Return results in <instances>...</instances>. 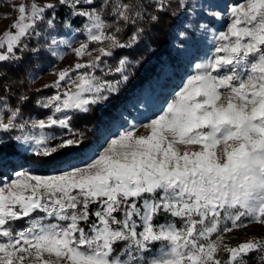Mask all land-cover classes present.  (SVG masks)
I'll return each mask as SVG.
<instances>
[{"label":"snow or ice","instance_id":"1","mask_svg":"<svg viewBox=\"0 0 264 264\" xmlns=\"http://www.w3.org/2000/svg\"><path fill=\"white\" fill-rule=\"evenodd\" d=\"M14 10L16 20L0 36V78L4 64L41 51L39 43L29 48L32 39H50L46 49L60 58L56 48H71L70 40L56 39L61 31L85 36L71 49L77 58L91 55L90 44L98 55L44 86L57 91L35 102L51 112L32 121L38 135L18 122L29 97L19 95L12 106L9 86L0 95V133L20 130L11 139L55 168L46 176L14 170L0 186V264H249L253 253L264 264V240L224 243L226 233L264 225V0L228 5L226 29L208 37L213 49L194 57L173 98L159 108L141 101L143 111L159 114L143 124L129 121L98 154H89L83 133L72 129L71 114L106 107L133 64L120 58L104 73L119 79L108 80L95 75L102 58L137 47L161 15L187 21L176 34L183 50L222 12L211 0H33ZM75 19L80 26L73 27ZM140 127L147 134L137 135ZM9 146L0 137V169L12 162L14 154L4 155ZM49 217L57 222H44ZM21 220L27 226L15 228Z\"/></svg>","mask_w":264,"mask_h":264},{"label":"trees","instance_id":"2","mask_svg":"<svg viewBox=\"0 0 264 264\" xmlns=\"http://www.w3.org/2000/svg\"><path fill=\"white\" fill-rule=\"evenodd\" d=\"M191 1L188 0L190 3ZM171 11L169 9V12ZM65 12V9H61L60 15L63 16ZM182 18L183 16L177 18L172 15H161L160 22L151 27L147 37L137 47L132 50H115L112 57L102 58L106 63L102 64L101 69L96 71L98 76L104 75L108 71L109 66L115 67L118 60L124 56H127L133 64L128 69L129 81L121 88L118 95L111 97L106 107H103L100 111L93 108L87 114H71L72 129L83 133L84 144L88 146L90 151L98 145L105 129L116 117L122 114L124 109H128L127 103L137 90L145 86L149 93L154 95V91L157 89L155 95L162 97L167 93L170 86L174 84V78L180 74L185 58V56H180L181 50H177L176 35L174 33V26ZM81 23L80 19L73 21V25H80ZM145 27L147 28L148 25H145ZM126 38V36L123 37V39ZM37 43L41 47V51L38 54L27 51L23 54L19 63L4 64L2 66L5 75L0 78V95H5L4 88L9 86L12 90L11 94H9V102L12 106H16L19 95L23 94L29 97L27 103L21 106L22 116L18 122H24L31 116L43 117L50 113L49 109L39 107L35 102L37 99L47 97L55 89L45 88L46 84H38L35 79H30L31 75L42 72L48 61L52 60V52L45 47V45H50V39L46 41L43 36L38 38V40L32 39L29 42V48L36 47ZM90 45L97 47L95 44ZM137 60H139V64L135 65ZM104 78L114 80L119 79V76L118 74H109L104 75ZM57 131L60 130L57 129ZM19 132L20 130H13L6 134L0 133L4 140L9 141L10 145L5 150L4 155L8 157L10 153L14 154L11 156L12 162L6 160V168L20 164L29 165V167L40 173L54 172L55 168L52 164L42 163L43 158L37 157L32 150H21L17 143L11 139ZM1 171L2 169H0V173ZM170 219V217H160V221ZM177 221H175L177 225H180ZM26 225L27 223L21 220L14 227L20 229L26 227ZM120 247L121 245L117 246V251H119ZM254 257L255 253L249 258V264H256Z\"/></svg>","mask_w":264,"mask_h":264},{"label":"rangeland","instance_id":"3","mask_svg":"<svg viewBox=\"0 0 264 264\" xmlns=\"http://www.w3.org/2000/svg\"><path fill=\"white\" fill-rule=\"evenodd\" d=\"M38 4H43L48 2V0H35ZM193 2V0L191 1ZM214 10H219L222 12V19L221 20H215L212 18V22L209 24V30L207 33L200 34L197 33L195 37L190 39L188 41V47L181 50L180 56L184 57L183 61V68L180 71V74L174 78V84L170 86V88L167 90V93H165L162 97L155 95L157 93V89L154 91V95L150 94L149 91L146 89V87H142L139 90L136 91L135 95H133L130 100L128 101V109H124L122 111V114H120L116 119L105 129L104 133L102 134V137L100 141L98 142V145L95 147L94 150L95 153H99L103 150L104 147L107 146V141L113 138L114 135H118L119 131L123 127H127V123L129 121L136 122L138 124L147 123L149 117H153L159 113L154 111L145 112L143 109L139 107L140 102L143 100H148L150 104L154 105L155 107L159 108L161 105L166 106V103L170 101L173 98V94L175 90H178L179 87L182 86V82L186 80L188 75L192 74V68L190 65L194 64L195 58L199 56H205L206 54H210L211 50L213 49V45L209 43L208 37L211 36V34L216 33L221 30L226 29L227 24V6L234 4V3H240L241 0H211ZM33 3V0H0V36L3 35V33L10 29V26L13 24V22L16 20L18 16V12L14 10L15 7H18L20 4H24L26 7H30V5ZM201 23L207 22V20L200 21ZM187 23V21L184 19V17L179 21L177 25L174 26V33L175 35L180 30L181 24ZM81 25V24H80ZM80 25H73V27H77ZM57 40L65 39L71 41V48H68L65 45H61L56 50L60 53H62V56L60 58H57L56 56L52 57L51 61H48V63L45 65L46 67L43 69L42 72H38L35 76V80L38 84H51L57 79L56 73L59 71L65 69V68H72L75 63H87L88 61L95 58L98 53L94 51L93 49L96 48V46L89 45V52L91 55H84L82 57L77 58L74 54V52L71 50L72 48L78 47L80 42L85 41V36L81 33H75L73 34L71 31H61L60 35L56 36ZM105 48L108 47L107 44L101 45ZM56 47V46H53ZM84 71V70H80ZM96 75V73H95ZM98 76V75H97ZM73 78H75V73H73ZM65 88L70 87V85H65ZM56 89L53 93L49 94L47 97L54 95L56 93ZM45 97V98H47ZM50 113H47L43 117H36L31 116L26 121V127L23 130L25 133H30L33 135H38L40 133V129L33 128L32 127V121L33 120H39V119H45L47 115H50ZM5 122H7L5 120ZM47 131V130H46ZM21 131L17 135H21ZM137 135L141 134H147V130L143 127H140L137 129ZM16 135V136H17ZM1 137V135H0ZM17 145L21 148V150H32L30 145L27 144H21L16 142ZM91 154V151L90 153ZM4 165L2 168V171L0 173V186H3L5 182H10L14 175L15 171L25 170V171H31L37 175L46 176L51 175L53 172L49 173H40L36 170L29 167V165H22V169L20 167V164H17L14 167H7ZM43 215L42 213H37V216ZM164 220L160 221L163 222ZM47 223H56L57 221L54 218H47ZM179 224L181 223L179 220L177 221ZM27 226V225H26ZM179 227V225H177ZM259 238L264 240V225L257 224V223H251L247 227L235 229L230 233L224 234V243L228 244L231 247L237 246L239 243L244 242L248 240L249 238ZM238 239V240H237ZM159 249V244H157L152 251L155 253Z\"/></svg>","mask_w":264,"mask_h":264}]
</instances>
